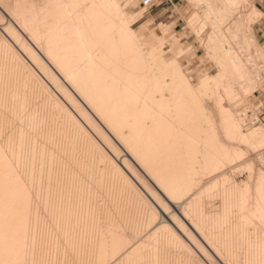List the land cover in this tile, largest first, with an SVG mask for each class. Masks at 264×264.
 Masks as SVG:
<instances>
[{
	"label": "bare ground",
	"instance_id": "bare-ground-1",
	"mask_svg": "<svg viewBox=\"0 0 264 264\" xmlns=\"http://www.w3.org/2000/svg\"><path fill=\"white\" fill-rule=\"evenodd\" d=\"M188 1L213 75L135 0H0V264H264L257 13Z\"/></svg>",
	"mask_w": 264,
	"mask_h": 264
},
{
	"label": "rangeland",
	"instance_id": "rangeland-1",
	"mask_svg": "<svg viewBox=\"0 0 264 264\" xmlns=\"http://www.w3.org/2000/svg\"><path fill=\"white\" fill-rule=\"evenodd\" d=\"M118 1L122 3L128 0H118ZM143 1L144 0H135L133 7L129 10L130 13H133L136 9L137 10L144 9V13L134 23L133 26V28L136 31L141 30V38L148 39L153 44H161V48L164 51H167V53H169L171 57L175 59L182 60V58H184L181 64L189 63L188 66L191 68L190 72L192 74V77L194 76L198 77L201 74V72L204 71V69L207 71L209 75H213L216 72V68L214 67V65L211 64L210 60L205 54L204 49L200 47V44L195 36L196 33L194 35L195 31L193 29L197 25L195 28L197 30L198 29L197 27L202 24L201 22L204 21V18L200 17L201 21L198 19L200 22L197 21L198 23H196L195 26L193 25V27L191 28L189 27L190 26L189 20L196 13V10L191 5V3L188 0H153L151 4H149L148 6H144ZM249 10L257 13V15H255L252 18L253 36L256 46L259 47L261 52L264 53V42L260 38L256 29L257 28L256 23L261 18V13L254 7L253 3L250 0H242L240 4L237 6L238 13H241L242 15H246ZM202 36L204 37L205 35L202 34ZM189 47L191 49L187 50ZM198 69H201V71L198 72L199 71ZM196 73H200V74H196ZM199 82L200 81H196V84L198 85ZM250 109L253 110V113L252 110L250 111ZM246 111H247L245 116L246 121L248 122L253 120L255 126L261 127L264 132V123L261 120L264 116V68H262L261 77L259 80V86L256 92H254L247 98ZM241 149L242 150L246 149V147L241 146ZM248 157H250V154H246L245 158L248 159ZM246 159L243 158L244 161ZM253 162L255 163L254 166L259 168V166H257L259 165V163H257L255 160ZM242 168L243 165L239 167L240 170L238 171L239 180H245L247 176V173ZM47 253L48 251L46 252V254ZM49 253L48 255H50L49 257H51L53 253L55 254V251L51 252L52 254ZM46 254L43 257L44 259ZM57 255L58 257L59 255L61 257L62 253L58 252ZM53 256L52 258H50L49 262H52V259L54 258ZM68 259L66 261L63 259L61 260H63L65 263L68 261ZM55 260L57 261L56 264L58 263L61 264V262H63L61 260H57V258ZM40 261L44 262L43 259ZM46 262L49 263L48 261ZM68 262L70 264L74 263V261L71 262V260H69ZM47 263L44 262V264ZM40 264L42 263L40 262Z\"/></svg>",
	"mask_w": 264,
	"mask_h": 264
},
{
	"label": "crops",
	"instance_id": "crops-1",
	"mask_svg": "<svg viewBox=\"0 0 264 264\" xmlns=\"http://www.w3.org/2000/svg\"><path fill=\"white\" fill-rule=\"evenodd\" d=\"M254 7L261 13V18L259 21L256 23L257 26V33L259 34L260 38L264 42V0H250ZM254 23V24H255ZM253 29V26H252ZM262 88V87H261Z\"/></svg>",
	"mask_w": 264,
	"mask_h": 264
},
{
	"label": "built area",
	"instance_id": "built-area-1",
	"mask_svg": "<svg viewBox=\"0 0 264 264\" xmlns=\"http://www.w3.org/2000/svg\"><path fill=\"white\" fill-rule=\"evenodd\" d=\"M153 2V0H144L143 1V5L144 6H148L149 4H151ZM262 121H263V123H264V116H263V118L261 119Z\"/></svg>",
	"mask_w": 264,
	"mask_h": 264
}]
</instances>
